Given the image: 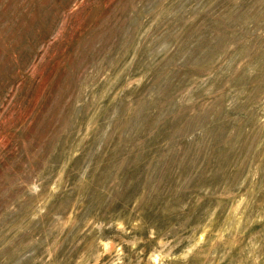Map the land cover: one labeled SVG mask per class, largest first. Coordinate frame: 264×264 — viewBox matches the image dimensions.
<instances>
[{
  "label": "rangeland",
  "instance_id": "rangeland-1",
  "mask_svg": "<svg viewBox=\"0 0 264 264\" xmlns=\"http://www.w3.org/2000/svg\"><path fill=\"white\" fill-rule=\"evenodd\" d=\"M0 264H264V0H0Z\"/></svg>",
  "mask_w": 264,
  "mask_h": 264
}]
</instances>
